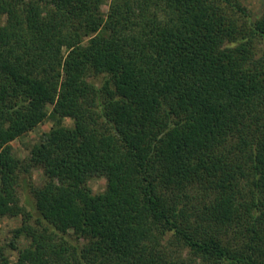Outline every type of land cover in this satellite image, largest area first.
<instances>
[{
  "label": "trees",
  "instance_id": "obj_1",
  "mask_svg": "<svg viewBox=\"0 0 264 264\" xmlns=\"http://www.w3.org/2000/svg\"><path fill=\"white\" fill-rule=\"evenodd\" d=\"M105 3L0 0V264H264V12Z\"/></svg>",
  "mask_w": 264,
  "mask_h": 264
},
{
  "label": "rangeland",
  "instance_id": "obj_2",
  "mask_svg": "<svg viewBox=\"0 0 264 264\" xmlns=\"http://www.w3.org/2000/svg\"><path fill=\"white\" fill-rule=\"evenodd\" d=\"M251 13L253 18H258L264 12V0H239ZM110 0H106L105 5L103 6L104 10H107ZM66 125L71 124L69 118L64 120ZM54 122L51 119H46L33 130L29 131L27 134H24L17 139L11 142L13 148V154L19 158H26L29 154V146L32 143L37 142L41 135L45 132H48ZM44 174L42 169L35 168L32 170V183L35 185H40L44 180ZM90 187L94 193H99L105 190L106 188V179L104 177H93L89 181ZM20 199L23 200L22 190L19 188ZM22 219L21 216L16 217H3L0 219V247H6L8 254L12 260H16L17 252L11 250L7 245L13 237V230L21 225ZM25 239H22L21 242H25Z\"/></svg>",
  "mask_w": 264,
  "mask_h": 264
}]
</instances>
